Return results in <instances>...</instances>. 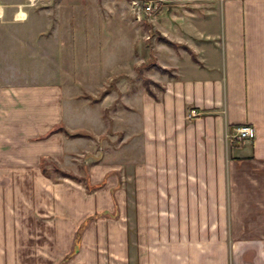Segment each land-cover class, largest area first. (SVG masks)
I'll list each match as a JSON object with an SVG mask.
<instances>
[{
	"label": "crops",
	"instance_id": "crops-1",
	"mask_svg": "<svg viewBox=\"0 0 264 264\" xmlns=\"http://www.w3.org/2000/svg\"><path fill=\"white\" fill-rule=\"evenodd\" d=\"M157 1L150 21L179 46L147 48L171 71L144 69L154 87L136 79L145 44L119 10L57 17L50 38L19 31L15 50L38 55L26 61L31 82H0V167L86 155V178L99 187L55 183L66 207L45 215L57 242H37L24 261L0 249V264H264V0ZM47 18L1 11L0 24L18 31ZM111 85L98 102L83 97ZM191 108L199 115L189 119ZM59 123L89 135L36 140ZM239 124L254 125L255 137L231 144Z\"/></svg>",
	"mask_w": 264,
	"mask_h": 264
},
{
	"label": "rangeland",
	"instance_id": "rangeland-1",
	"mask_svg": "<svg viewBox=\"0 0 264 264\" xmlns=\"http://www.w3.org/2000/svg\"><path fill=\"white\" fill-rule=\"evenodd\" d=\"M149 2L154 6L152 10L150 12L141 11L139 7H143ZM160 8L157 0H0V13L2 11L5 17L14 16L17 14V10H21L26 14H30V16L42 15L43 18L48 17L47 19L51 21V25L32 21L26 29L18 28V31H14L16 28L12 27L11 23L0 24V82L19 76H21L20 79L23 82H26L32 80L35 74L34 65L26 61L36 59L38 51L32 49V47H29V50L26 51L22 49L15 50L20 43H24L21 36H19V31L35 30L38 32V38H50L54 35V27L57 25L53 23V19L63 15L85 16L87 13H92V10H99L100 13L111 15L117 14L118 10L121 14L124 13L127 18V33L134 32L135 24L139 27L135 31H140V40L142 45L145 44L144 50L143 52L140 51V54L143 58L148 57L147 48L158 41L160 33L153 27L150 19L157 15ZM80 25L86 26V23ZM26 37L32 41L33 34H26ZM45 47L49 46L45 44ZM152 52L151 49L147 60L149 62L154 58ZM47 59L50 58L47 57ZM17 62H20V65L16 64ZM154 72L160 75L158 71L154 70ZM150 85L154 87L153 83H150ZM39 137L37 136L36 140ZM78 156L81 158L80 160L72 157L73 164H70V159H67L66 165L60 164L58 160L51 157L43 156L47 159L46 166L51 170V177L45 176L40 166L25 169L0 167V245H3L0 248L1 253H3L1 255L7 254L10 257H15V260L18 258V261H24L28 254L35 253V256H37V245L43 246L42 242H57V232L52 229L51 220L45 214L52 213L51 210L54 207H57L60 211L66 207L63 204L64 200L53 198L52 189L55 183L60 180V182H64L66 178L52 171V163H57L63 170L77 176L86 177L88 168L83 160L89 156ZM130 185L132 186V182ZM82 186L86 189L85 185L82 184ZM79 199L74 198L75 201ZM103 215L106 214L101 213V216ZM97 233V238L100 235L104 236L102 232ZM92 237L94 240L96 236L93 234ZM61 239H64L63 236H61ZM100 242H104L103 239ZM3 248L6 249L3 250ZM48 248L45 247V249ZM6 250L7 252H5ZM9 260L10 264H19L11 262V259Z\"/></svg>",
	"mask_w": 264,
	"mask_h": 264
},
{
	"label": "trees",
	"instance_id": "trees-1",
	"mask_svg": "<svg viewBox=\"0 0 264 264\" xmlns=\"http://www.w3.org/2000/svg\"><path fill=\"white\" fill-rule=\"evenodd\" d=\"M158 40L160 42H163V43H165L167 45H170V46H179V44H176V43L172 42L171 40H169L167 37L163 36L160 33L158 35ZM149 68H155L161 73H168L169 75H171V71L168 68H165V67L159 65L157 63L156 59L153 58L150 62L144 63V64H142V65L137 67L138 74L136 76V79L137 80H142L148 87H149L150 83H153V81L150 78H147V77L144 76V69H149ZM112 88H113L112 85L109 86L106 90L101 92V94H99L98 97H93V96L88 95V94H84L83 97L90 98V100L92 102H98ZM57 132H63L69 137H79V136H87V135H89V134H87L84 131L71 132L64 126V124L59 123V124H55L47 133L41 135L38 139L47 138L50 135H52L54 133H57ZM46 160L47 159L45 157H43V159L41 161V170H42V172H43V174L45 176L51 177V170H49L48 167L46 166ZM52 171L59 173L64 178H70V179L75 180V181H77L79 183H82L83 185H85L86 190L89 193L93 192L95 189H97L99 187L98 185H92L87 180L86 177L77 176L76 174H73V173H70L68 171L63 170L61 167H59V165L57 163H52ZM104 214H107V213L104 212ZM78 235L79 234H77V242L79 241L78 240Z\"/></svg>",
	"mask_w": 264,
	"mask_h": 264
},
{
	"label": "built area",
	"instance_id": "built-area-1",
	"mask_svg": "<svg viewBox=\"0 0 264 264\" xmlns=\"http://www.w3.org/2000/svg\"><path fill=\"white\" fill-rule=\"evenodd\" d=\"M135 3H137L135 1ZM143 6V5H142ZM153 4L151 2L147 3L143 7H139L140 10H144L146 12H150L153 8ZM140 12V11H139ZM138 12V13H139ZM199 115V111L196 108H191L188 111V118L192 119ZM256 129L252 124H239L232 126L228 131V138L231 144L243 142L245 140H252L255 137Z\"/></svg>",
	"mask_w": 264,
	"mask_h": 264
}]
</instances>
